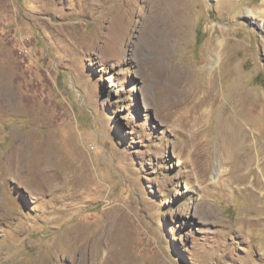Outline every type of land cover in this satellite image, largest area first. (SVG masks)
<instances>
[{
  "label": "rangeland",
  "instance_id": "1",
  "mask_svg": "<svg viewBox=\"0 0 264 264\" xmlns=\"http://www.w3.org/2000/svg\"><path fill=\"white\" fill-rule=\"evenodd\" d=\"M127 1L0 0V99L35 107L0 115V264H264V198L239 190L253 186L251 175L227 193L214 158L203 179L211 143L203 150L193 129L169 120L174 108L146 77L138 39L126 50L110 41L116 17L134 16ZM261 11L263 0H193L189 39L174 58L199 68L229 32L211 62L216 94L239 81L252 89L257 104L235 106L236 95L225 106L264 139ZM214 123L204 126L210 140ZM16 133L54 156L39 180L8 174ZM69 228L78 250L61 256Z\"/></svg>",
  "mask_w": 264,
  "mask_h": 264
},
{
  "label": "bare ground",
  "instance_id": "2",
  "mask_svg": "<svg viewBox=\"0 0 264 264\" xmlns=\"http://www.w3.org/2000/svg\"><path fill=\"white\" fill-rule=\"evenodd\" d=\"M179 1L140 0L144 8H140L137 13L136 0H128L125 4L134 16L130 17L125 12L120 13L116 17L115 27L111 30L109 39L115 44V49L125 47V50L133 44L134 38L138 39L137 52L142 56L139 63L145 64L149 70L147 72H150V75L147 74L146 77L158 90V96L162 98L164 106L174 108L168 112L171 115L169 120L189 130L193 129V132H190L192 133V142L193 139L197 141L198 143L194 144L203 150L211 143L214 151L210 152V155H206L208 148L205 149L206 153L200 172L203 179L215 167L214 158H219V166L222 170L220 169V174H218L217 184L227 193H232L239 188L235 185L238 183V179L251 175L253 186L244 185L239 190L253 193L258 202L264 198V159L261 158L264 139L253 128L244 131L240 124H243L241 118L235 113L228 112L225 106V102L236 95L239 97L234 99V105L239 104L246 109L257 104L258 98L253 97L252 89L243 88L239 84L240 81L239 83L234 82L225 91L221 90L218 96L216 94L217 86L213 75L214 70H211V62L215 61V56L222 58V45L228 39L229 32H222L215 36L213 46L208 47L209 55L205 60L203 59V65L199 68L187 66L179 59L174 58L175 52L180 50L189 37L188 24L193 16V0H188L184 4V9L180 3L182 0ZM263 12L261 11V13ZM136 27H139V31L136 30ZM219 45L222 46L221 49L218 48ZM205 66L211 71H205ZM198 91L203 92L199 97H197ZM8 110L29 115L35 110V107L17 101L15 97L5 95L0 99V115ZM212 119L215 122L216 132L214 138L210 140L207 138L204 126ZM39 143H34L31 137L23 133L14 135L6 152L10 164L9 175L25 174L39 180L45 174L54 156H50V151L44 149L47 145L43 147ZM49 145L50 142L48 147ZM70 228L67 233L65 232V241L61 242L63 248L57 250L61 256H65L70 248L77 249L78 247L76 243L79 240V235ZM151 264L166 263L157 258Z\"/></svg>",
  "mask_w": 264,
  "mask_h": 264
}]
</instances>
